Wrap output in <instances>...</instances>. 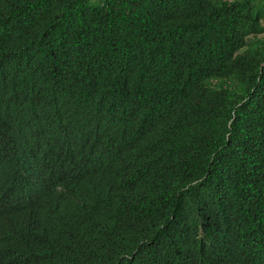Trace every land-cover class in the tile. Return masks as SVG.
Returning <instances> with one entry per match:
<instances>
[{
  "label": "trees",
  "instance_id": "1",
  "mask_svg": "<svg viewBox=\"0 0 264 264\" xmlns=\"http://www.w3.org/2000/svg\"><path fill=\"white\" fill-rule=\"evenodd\" d=\"M0 264H264V0H0Z\"/></svg>",
  "mask_w": 264,
  "mask_h": 264
},
{
  "label": "rangeland",
  "instance_id": "2",
  "mask_svg": "<svg viewBox=\"0 0 264 264\" xmlns=\"http://www.w3.org/2000/svg\"><path fill=\"white\" fill-rule=\"evenodd\" d=\"M222 1H228V2H232V1H235V0H222Z\"/></svg>",
  "mask_w": 264,
  "mask_h": 264
}]
</instances>
